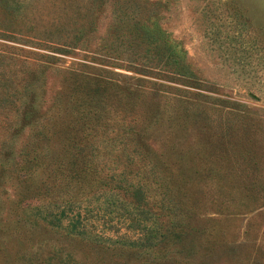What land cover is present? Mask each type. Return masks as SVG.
Listing matches in <instances>:
<instances>
[{
  "label": "rangeland",
  "instance_id": "obj_1",
  "mask_svg": "<svg viewBox=\"0 0 264 264\" xmlns=\"http://www.w3.org/2000/svg\"><path fill=\"white\" fill-rule=\"evenodd\" d=\"M30 5L22 10L24 25L0 11V45L21 49L18 54L46 66L37 109L58 122L60 113L69 125L65 96L71 80L61 82L66 72L115 84L124 97L122 113L130 109L124 100L138 96L135 109L145 120V134L137 142L180 178H189L197 214L193 227L207 232L212 249L205 260L173 256L162 262L24 221L16 168L38 128L32 123L17 125L7 153L0 145V264H28L52 248L85 264H264V0H30ZM128 31L145 33V43L160 48L145 51L143 59V51L118 38ZM165 47L183 59L182 75L166 67ZM60 128L45 143L50 163L66 153L68 131ZM42 178L40 173L30 188L41 187ZM101 224L93 221L96 233Z\"/></svg>",
  "mask_w": 264,
  "mask_h": 264
},
{
  "label": "trees",
  "instance_id": "obj_2",
  "mask_svg": "<svg viewBox=\"0 0 264 264\" xmlns=\"http://www.w3.org/2000/svg\"><path fill=\"white\" fill-rule=\"evenodd\" d=\"M26 3L30 5V0H0V11L11 22L24 25L20 17ZM118 38L143 51V59L145 51L160 48H153L152 41L145 43V33L128 31ZM0 46L6 49L0 51L2 151H9L8 145L19 132L18 124L21 129L32 123L38 126L17 162V182L23 188L20 217L34 227L64 230L73 238L102 247L139 251L162 262L173 256L191 261L208 258L211 240L205 230L193 227L197 214L190 204L189 178H180L164 161L145 153L137 142L145 134V120L135 109L139 106L138 96L124 100L128 104L125 107L135 112L129 109L131 114L128 110L122 113L124 97L115 84L66 72L61 82L71 80V93L65 96L71 122L65 126L60 113L58 122L50 112L43 115L36 107L39 81L45 80L41 68L46 66L18 54L23 52L21 49ZM170 50L164 48L165 65L172 73L182 75L183 59ZM62 126L68 131L66 153L61 160L50 163L45 143ZM40 173L46 178H42L41 187L32 190L30 186ZM94 220L102 223L100 233L95 232ZM28 264L85 263L69 252L52 248L44 256L30 257Z\"/></svg>",
  "mask_w": 264,
  "mask_h": 264
}]
</instances>
